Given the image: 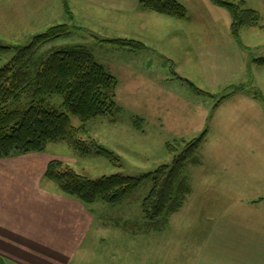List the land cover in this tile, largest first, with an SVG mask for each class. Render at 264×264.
I'll use <instances>...</instances> for the list:
<instances>
[{"label": "rangeland", "instance_id": "374dc122", "mask_svg": "<svg viewBox=\"0 0 264 264\" xmlns=\"http://www.w3.org/2000/svg\"><path fill=\"white\" fill-rule=\"evenodd\" d=\"M109 1L71 0L70 15L62 0H0V45L26 46L66 23L71 34L41 53L84 44L118 82L119 111L89 120L84 136L113 150L120 163L82 155L65 142H52L41 153L91 178L140 176L172 162L168 143L181 150L205 130L206 137L197 151L200 164L186 166L192 191L167 224L151 223L143 213L153 186L146 179L120 202L93 204L95 223L68 264H264V66L254 61L264 55V0H245L260 13L262 26L244 28L241 40L231 33L228 10L211 0H180L189 9L188 29L218 27L197 36L160 24L152 11L135 10L137 0H129L125 15L110 8L121 3ZM207 1L223 14L208 16ZM115 38L146 47L118 48L109 42ZM194 38L206 42L198 55L189 49ZM13 54H0V67ZM241 84L243 91L233 92ZM47 104L65 110L61 96Z\"/></svg>", "mask_w": 264, "mask_h": 264}, {"label": "trees", "instance_id": "16d2710c", "mask_svg": "<svg viewBox=\"0 0 264 264\" xmlns=\"http://www.w3.org/2000/svg\"><path fill=\"white\" fill-rule=\"evenodd\" d=\"M211 1L228 10L231 33L237 40H241L244 28L262 26L260 13L248 7L245 0ZM62 2L71 15L69 1ZM142 3L158 14L180 20L188 16L186 6L178 0H142ZM70 34L69 25L61 23L35 35L26 46L0 45L1 55L14 50L10 61L0 67V158L41 153L52 142H65L82 155L94 153L114 164L120 163V156L113 150L84 136L89 120L114 116L119 111L116 77L84 44L41 53L46 44ZM109 42L128 50L146 47L142 41L129 38H115ZM254 61L264 66V55ZM185 80L192 85L191 81ZM242 88L243 85H236L233 92ZM56 95L63 98L64 111L48 106V100ZM24 99H27L25 106ZM73 118L81 124L76 126ZM205 137L206 130L199 137L183 142L181 150L168 143L169 151L174 154L172 162L140 176L116 173L91 178L54 159L48 163L45 177L60 193L85 204L120 202L143 181L152 179V189L142 207L146 219L158 224L183 206L191 189L185 174L186 166L189 162L199 163L197 151Z\"/></svg>", "mask_w": 264, "mask_h": 264}, {"label": "crops", "instance_id": "0c3cea01", "mask_svg": "<svg viewBox=\"0 0 264 264\" xmlns=\"http://www.w3.org/2000/svg\"><path fill=\"white\" fill-rule=\"evenodd\" d=\"M72 1L94 2L106 6L104 4L109 0ZM115 3H121V5L110 8L125 15L124 12L128 11L131 2L116 0ZM136 3L138 7L135 5V10L144 8L151 13L142 0H137ZM204 6L211 11H207L208 16L210 13L223 14L222 11H215L208 1L204 3ZM186 8L189 11L188 7ZM151 14H154L151 16H154L157 22L160 21V24L169 22L167 27L182 32L188 31L196 36L201 32L211 33L214 30L216 33L218 30L216 26H197L188 29L187 24L191 21L190 14L185 21L155 12ZM202 17L205 19L206 15ZM185 35L187 36L186 33ZM186 42H191L189 35ZM203 42L201 39L194 38L189 45V49L195 51L194 55H198ZM205 44L206 42L202 44V49ZM243 89L244 86L241 90ZM236 142L250 146L252 141L236 140ZM52 157L46 153H28L0 158V264H68L81 244L85 242L95 223L94 203L85 204L77 198L62 194L52 182L46 179L47 165ZM200 162L199 159L197 165ZM189 184L191 189L188 195L192 191V185L190 182Z\"/></svg>", "mask_w": 264, "mask_h": 264}]
</instances>
